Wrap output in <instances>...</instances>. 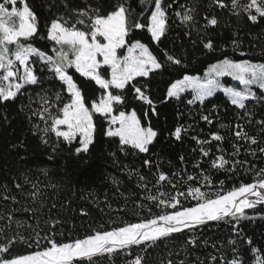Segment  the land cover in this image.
Here are the masks:
<instances>
[{"label": "snow or ice", "instance_id": "6c2138e0", "mask_svg": "<svg viewBox=\"0 0 264 264\" xmlns=\"http://www.w3.org/2000/svg\"><path fill=\"white\" fill-rule=\"evenodd\" d=\"M140 3L144 5V11L137 16L143 18L147 15L144 23L139 22V19L130 22L134 10L128 0H108L106 5L97 2L95 6L90 3L72 6L70 17L64 11L53 14L44 24L46 31L43 38L51 42L50 50L45 51L32 43L41 30V21L30 0H0V102H14L18 97L27 95L28 86H37L40 90L35 93V97L28 96L29 102L22 106L21 111L26 109L25 118L33 122V127L41 134V142L45 145L49 143L50 135L68 144L79 137L75 153H88L97 131L94 116L99 114L109 121L110 126L105 134L118 138L120 151L131 149L138 153H150L158 132L151 124L144 126L135 110L131 113L122 110L124 91L131 85L137 99L155 113L154 100L147 87L138 86L139 82L133 84L132 81L137 77L150 78L159 74L166 70V65L182 66L183 58L169 51L158 55L148 44L139 39L133 41L130 32L132 29L146 28L151 40L160 44L169 31V10L175 4L181 10L174 11V17L179 26L184 27L185 34L191 37L195 29L198 36L202 37L203 48L215 52L217 45L206 35V30L217 26L219 20L214 14L205 13L204 24L198 27L197 8L182 4L181 0H171L167 4L164 0H140ZM212 5L227 9L232 15L252 24L264 22V0H212ZM68 8L69 0H64L63 9ZM49 11H52L51 7ZM232 43L234 50L240 47L238 40ZM121 49L125 51L121 53ZM241 55L244 53L241 52ZM104 66L110 70L107 78L101 71ZM70 69L94 81L102 90L100 95L94 99L89 98L90 103L86 102V92L70 74ZM45 72L51 73L61 82L62 89H66V102L59 92L51 95L43 88ZM221 77H231L242 88L222 85ZM254 87L259 90V96L253 90ZM189 90L193 96L187 100L188 105H203L208 98L222 91L230 105L242 114L237 119L246 120L247 123L255 120L259 126V136L264 137V116L255 119L256 104L264 106V62L254 63L249 59L237 61L225 56L209 65L205 79L184 76L182 80L171 83L166 90V99L162 102L171 99L179 101L182 94ZM34 104L36 107H33ZM201 118L213 123L210 115ZM184 131L183 127L178 126L173 135L179 140ZM233 135L238 141L233 144V152L226 156L218 144L217 152L220 154L210 160L212 168L233 172L238 167L249 165V161L237 159L241 150L239 142L248 146L245 151L250 155L259 153L264 157V146H261L264 139L251 135L240 123L235 125ZM193 139L201 145V156L209 157L211 147L204 146L212 145L213 141L222 143L225 137L219 132H212L210 139ZM180 159L183 161L184 158ZM143 163L148 167L153 166L151 159H145ZM195 167L199 168V163ZM248 170L254 173L252 182L240 183L225 191L221 181V188L214 193L201 191L205 183L209 186L212 183L203 171L197 175H187V181L202 177L201 186H189L186 193L177 190L173 195L158 191L144 197L160 208L159 214H152L140 222L96 230L84 238L67 242L57 240L54 231L43 237L37 233V250L29 254H13L11 249L17 238L5 237V242L0 243V264H77L78 261L94 264L96 258L107 256L111 260L118 255L126 258L124 264H147L146 254L158 241L177 233L195 232L209 222L221 221L232 225L234 233L249 246L247 251L250 255L246 260L236 246V241L232 240L231 257L220 255L219 264H264V245H255L252 238L244 237L239 229L241 220L252 219L246 214V209L264 205V168L249 167ZM172 175L180 176V173ZM140 181L141 186L147 189L146 178L140 176ZM165 181L176 189L169 174L163 171L156 174V184L152 187L159 189ZM181 182H186L183 177ZM25 184L31 185L34 190L32 197L35 199L38 184L24 175L23 182H16L15 187L22 190ZM181 197H191L197 203L185 206L181 203ZM3 198L15 200L14 196ZM8 218L11 221L10 213ZM55 223L51 224V228H55ZM41 239L45 241L43 247L40 246ZM189 242L195 245V238ZM217 259V256H212L211 264H217ZM164 264H174V261L169 258ZM180 264H184V261L181 260Z\"/></svg>", "mask_w": 264, "mask_h": 264}, {"label": "trees", "instance_id": "16d2710c", "mask_svg": "<svg viewBox=\"0 0 264 264\" xmlns=\"http://www.w3.org/2000/svg\"><path fill=\"white\" fill-rule=\"evenodd\" d=\"M34 10L41 21V30L34 37L32 43L42 50L49 51L51 42L43 38L44 24L52 15L61 11L68 17L72 15V6H82L97 2L106 5L108 0H69V8L63 9L64 0H30ZM134 10L130 22L143 18L137 16L144 11L140 0H128ZM171 0H164L167 4ZM182 4L197 8L198 27L204 24L205 13L214 14L219 23L214 28L206 30V35L213 39L217 45L215 52L203 48L202 37L198 36L195 29L189 37L185 34L183 26H179L174 17V11H180L175 4L169 10L170 28L160 44L151 40L147 29H132L130 38L139 39L149 45L156 54L169 51L183 58L182 66L166 65V70L150 78L137 77L133 84L145 85L155 104V113L144 102L137 99L131 85L124 91L125 101L122 110L127 113L135 110L144 126H151L158 132V136L151 146L150 153H138L135 150H119V141L116 137H108L105 133L110 126L107 119L99 114L94 116L97 131L94 143L88 153L77 155L75 148L79 146V138L71 144L58 140L50 135L49 143L41 142V134L33 127V122L25 118V111H21L27 104L28 96L35 97L40 89L37 86H28L27 95H22L14 102H0V243L5 242V237L17 238L11 249L13 254H29L37 250L35 241L50 232L56 233V239L71 241L84 238L96 230L111 229L123 223L140 222L152 214H159L158 208L152 201L144 199L148 194L159 192L171 193L187 192L189 186L200 187L202 177L187 181V175H197L201 171L211 178V186L204 184L201 191L214 193L221 188L227 191L240 183L253 181L254 173L249 167L264 168V157L259 153L250 155L241 144L239 160L249 161V165L238 167L233 172L217 170L211 167L210 160L219 155L217 145L223 148L226 156L233 152V144L238 143L233 135L235 125L240 123L251 135L259 136V126L253 120H238L239 110L228 102V98L221 91L208 98L203 105H188L187 100L193 96L192 92H185L179 101L175 99L162 102L166 99V90L178 79L184 76H194L204 73L210 64L217 62L225 56L242 60L249 59L253 62H264V22L252 24L242 18L232 15L227 9H219L212 5V0H181ZM52 11H49V8ZM149 13L151 9L148 10ZM233 40L240 42V47L233 48ZM241 52L244 55H241ZM106 78L109 69L103 68ZM70 74L82 85L86 92V102L89 98H97L101 91L94 81L81 77L74 69ZM228 82L230 78L226 79ZM43 88L49 94L59 92L62 100L67 101L66 89H62L61 82L49 72L44 73ZM259 96V90L254 87ZM33 107H36L34 104ZM255 119L264 116V106L256 104ZM147 113V115H145ZM210 115L213 123L204 121L201 117ZM39 123V121H36ZM224 125L222 128L221 125ZM185 129L181 139L177 140L173 133L176 127ZM219 132L225 137L222 143L213 141L209 157H202L201 145L193 137L210 139V133ZM261 146H264L262 144ZM256 147V146H252ZM55 149V151L53 150ZM180 157H183L181 161ZM151 159L153 166H146L143 161ZM199 168L195 167L196 164ZM163 171L169 174L176 189L167 181L162 182L159 189L152 187L156 184V174ZM46 173V174H42ZM180 173V176H173ZM24 175H28L33 183L38 184V195L32 197L34 191L30 184H25L22 190L15 187L16 182H23ZM140 176H144L148 188L141 186ZM181 177L186 181L181 182ZM15 197L4 199L3 197ZM185 206H194L197 201L189 197L180 198ZM179 207V206H178ZM151 209V212L149 211ZM172 211V209H168ZM9 213L11 221H9ZM246 214L252 219L241 220L239 229L244 237H251L255 245H264V205H257L255 209H246ZM55 223V228L51 224ZM39 233V237L37 236ZM195 238V245L189 241ZM236 246L248 260V245L240 236L234 233L231 224L224 221L212 222L202 226L195 232L173 234L171 237L158 241L146 254L147 264H164L169 258L174 264H211V257L224 255L231 257L233 245ZM45 241L40 240L43 247ZM215 246V247H213ZM139 251V249H134ZM171 254V255H170ZM125 257L115 256L111 260L105 257L96 258L94 264H124ZM77 264H88L87 261H78Z\"/></svg>", "mask_w": 264, "mask_h": 264}, {"label": "rangeland", "instance_id": "374dc122", "mask_svg": "<svg viewBox=\"0 0 264 264\" xmlns=\"http://www.w3.org/2000/svg\"><path fill=\"white\" fill-rule=\"evenodd\" d=\"M121 51V53H123L125 50L124 49H121L120 50ZM216 63V62H215ZM254 63H257V62H254ZM106 66H104L103 68H105ZM101 69V71H102V73H104V69ZM207 70H208V68L204 71V73H202V74H199V75H194V76H198V77H200L202 80L203 79H205V74L207 73ZM109 74H110V70H109ZM189 76V75H188ZM184 78V77H183ZM182 78V79H183ZM227 78H230L231 79V81L230 82H228L226 79ZM182 79H180V80H182ZM220 83L222 84V85H224V86H229V87H232V86H235V87H241L242 88V86H240L239 85V83L237 82V81H234L231 77H221L220 78ZM254 90V89H253ZM188 92V91H187ZM189 92H191L190 90H189ZM219 92V91H218ZM222 92V91H221ZM128 113H131V111L130 112H128ZM114 127V126H113ZM77 138H79V137H77ZM246 211V210H245ZM249 216V215H248ZM209 223H212V222H209Z\"/></svg>", "mask_w": 264, "mask_h": 264}]
</instances>
